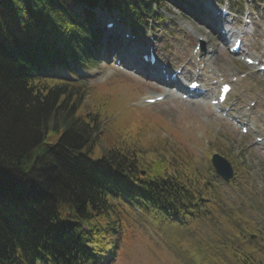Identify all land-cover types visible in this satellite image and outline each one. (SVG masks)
Listing matches in <instances>:
<instances>
[{
	"label": "trees",
	"instance_id": "trees-1",
	"mask_svg": "<svg viewBox=\"0 0 264 264\" xmlns=\"http://www.w3.org/2000/svg\"><path fill=\"white\" fill-rule=\"evenodd\" d=\"M164 1L0 0V264H90L102 253L94 246L97 216L116 196L166 215L206 203L219 214L208 180L178 176L172 158L159 160L154 171L129 147L90 157L100 124L82 105L81 86L54 74L65 69L76 76L91 49L98 51L92 7L118 10L124 23L142 27ZM50 127H62L53 144L43 142ZM112 222L114 229L121 224ZM252 229L262 239L264 232ZM249 236L246 245L255 247L240 264H263Z\"/></svg>",
	"mask_w": 264,
	"mask_h": 264
},
{
	"label": "rangeland",
	"instance_id": "rangeland-1",
	"mask_svg": "<svg viewBox=\"0 0 264 264\" xmlns=\"http://www.w3.org/2000/svg\"><path fill=\"white\" fill-rule=\"evenodd\" d=\"M184 1L178 7L166 2L162 6L157 4L153 12L159 16L153 29L157 54L160 62L171 70L188 60L196 36L205 37L203 53L207 55L208 51H213L202 77L206 83L213 78L227 81L229 72L237 76L251 70L237 56L227 52L228 42H222L221 28L229 32L230 40L245 31L243 48L248 56H264V0L249 6L251 15L248 18L252 25L246 29L240 27V30L241 12L231 15L234 22L227 27L213 16L215 4L211 0ZM193 1L197 3L191 4ZM229 1L238 5L241 2L242 8L249 3L247 0ZM257 2L260 3L257 5ZM203 10L207 13H202ZM160 13L165 16L163 20ZM99 17L100 20H113L120 31L122 25L110 17L108 11L103 10ZM116 37L111 39L107 50L102 48L97 54L100 62L87 69L79 68L77 78L70 79L64 70L58 73L77 84L81 81L78 92L84 101L82 105L100 124L101 136L94 142L89 156L100 157L107 148L114 146L129 147L136 150L138 160L154 171L160 169L159 160L172 158L178 176L208 180L212 191L217 192L213 204H220V211L217 214L214 207L206 203L207 209L203 211L190 209L187 213L166 215L151 208H136L128 202L116 204L108 213L97 216L101 221L96 225L94 246L103 253V260L98 264H240V260H246V254L252 255L255 247L254 244L246 245L250 243L248 233L252 228L259 232L261 228L264 232V149L250 134H241L224 118L216 116L208 103L197 104L173 96L152 106L139 105L140 98L165 89L142 73L124 72L111 64L114 58L127 62L126 53L124 56L120 53L123 50L121 38L116 42ZM101 38L105 42V34ZM138 40V43L145 42L144 38ZM144 46L146 49V44ZM91 53L95 56L93 50ZM132 65L136 69L139 67L137 57L133 56ZM92 74L96 79L91 80ZM86 85L87 90L84 89ZM216 88L212 86L210 96L215 95ZM250 101L255 105L248 116L253 118L251 122L257 125L258 134L263 137L264 76L260 74L250 73L233 84L229 102L235 103L234 108L245 112ZM61 131L62 127L57 130L50 127L43 142L55 143ZM212 153L224 157L236 168L230 182H223L215 174L210 164ZM237 216L246 219L235 221ZM112 220H120L117 235ZM230 227L236 228L234 231L239 232L242 242ZM261 237L257 258L264 264V233ZM234 249L238 252V261L233 256Z\"/></svg>",
	"mask_w": 264,
	"mask_h": 264
},
{
	"label": "water",
	"instance_id": "water-1",
	"mask_svg": "<svg viewBox=\"0 0 264 264\" xmlns=\"http://www.w3.org/2000/svg\"><path fill=\"white\" fill-rule=\"evenodd\" d=\"M211 162L215 167L216 173L219 174L224 180H229L232 177L233 171L230 164L220 155L213 154Z\"/></svg>",
	"mask_w": 264,
	"mask_h": 264
},
{
	"label": "bare ground",
	"instance_id": "bare-ground-1",
	"mask_svg": "<svg viewBox=\"0 0 264 264\" xmlns=\"http://www.w3.org/2000/svg\"><path fill=\"white\" fill-rule=\"evenodd\" d=\"M96 8L97 7H92L91 9L93 10V11H95L96 10ZM202 13H207V10H204V12H202ZM201 16V13H200V15L198 14V16H197V18H199ZM97 35H99V32H97L96 33ZM103 35V34H102ZM222 44V42L220 43V45ZM130 49H131V47H128V45H125V47H123V50L120 52V53H122L123 54V56L125 55V53H126V56L124 57L125 58V60L127 61V63H129L131 60H132V56H131V54H130ZM151 75L152 74H150V73H148L147 74V76H149V80L151 81ZM194 76V75H193ZM185 79V78H184ZM157 81H159V83H161V82H163V80H164V77H163V75H161L159 78H157L156 79ZM192 81V80H191ZM191 81H189L187 84H186V88L185 89H182V91L181 92H183V91H187V85L191 82ZM168 82H172V80H169ZM206 91V90H205ZM168 93V97H173L174 96V94H172L171 92H167ZM199 96V95H198ZM197 96V97H198ZM202 96H199L197 99H199V98H201ZM199 102H200V104H203V100H198Z\"/></svg>",
	"mask_w": 264,
	"mask_h": 264
}]
</instances>
